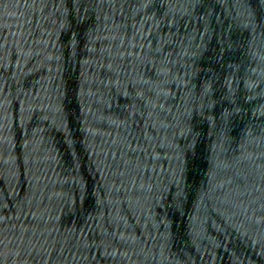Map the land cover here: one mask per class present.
<instances>
[{
    "label": "water",
    "instance_id": "water-1",
    "mask_svg": "<svg viewBox=\"0 0 264 264\" xmlns=\"http://www.w3.org/2000/svg\"><path fill=\"white\" fill-rule=\"evenodd\" d=\"M0 264H264V0H0Z\"/></svg>",
    "mask_w": 264,
    "mask_h": 264
}]
</instances>
